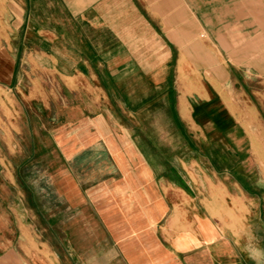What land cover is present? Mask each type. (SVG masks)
<instances>
[{"label": "crops", "instance_id": "1", "mask_svg": "<svg viewBox=\"0 0 264 264\" xmlns=\"http://www.w3.org/2000/svg\"><path fill=\"white\" fill-rule=\"evenodd\" d=\"M234 69L240 121L186 92ZM160 100L171 127L135 122ZM249 111L264 132V0H0V264H255L264 194L232 165L207 185L186 170L217 164V133L243 163Z\"/></svg>", "mask_w": 264, "mask_h": 264}, {"label": "rangeland", "instance_id": "2", "mask_svg": "<svg viewBox=\"0 0 264 264\" xmlns=\"http://www.w3.org/2000/svg\"><path fill=\"white\" fill-rule=\"evenodd\" d=\"M202 54H204V53H202ZM218 55H219L220 61L225 63V53L224 52H218ZM218 74L223 77L225 74L224 69L223 68L219 69ZM191 75H193V74H191ZM233 75H234V78H233L234 82L232 84H229L226 87H224L222 85L221 86L214 85L215 88H213V86L211 84H209L207 78L205 77V74L202 73L201 75H198L199 80L201 81V83L198 82L200 85L194 84L193 86H190V88H188L186 92H188V93L197 92L199 94H203L204 93V88L202 87V84H203L210 91V93H212V94H214V96L218 97V99H219L218 104L223 103L221 100V99H223L225 101V103L229 106L231 111L233 113H236V118L240 121L243 118L241 116V113L243 111L242 106L244 105V102L247 100V96H246V94H244V91H243L242 86L240 84V82H241L240 70L234 69ZM43 77L47 79V76L44 75ZM189 79H190L189 81H191V78H189ZM236 79L238 80V82H236L237 81ZM186 86H187V84H186ZM199 87H201V88H199ZM251 100L252 101L249 102V105H250V107H253V105L251 103L252 102L255 103L256 101H255V99H251ZM193 101L195 102L196 100H193ZM133 103L137 104V108L139 107V101L138 100L133 101ZM169 103H170L169 100H163V101L160 100L157 102L156 106H153V108L150 109L146 113H145L144 106H143L142 111H140V115L137 116V120L135 122H137V123H144V122L146 123L147 122L148 124L154 125L157 129H166L167 127H171V125L174 122H173V116L171 115ZM195 103H197V102H195ZM218 104L216 105L217 108L220 107ZM217 110L219 111L220 108ZM218 113H219L218 116H220L219 118L221 119V122H220L221 126L226 124L224 127L228 128L229 125L231 124L229 122V118L225 117L224 114H222L223 112H221V113L217 112V114ZM255 113H256L255 111H254V113H251V111H249L248 116L244 117L245 125L247 126V128H249L250 142H249V147L247 149L248 156L243 163L235 162V160H236V156H235L236 150L235 149H233L231 152V154L233 155L232 162H235V163H233V164L227 163L228 160H230V158L228 157L229 154L226 157V158H228L227 161H226L224 154H226L230 151V149H229L230 146L228 145L227 140L220 133H217V135L216 134L214 135L216 137V139L219 142L224 143L225 146L227 145V147L222 146L221 152L218 149H217V152H216V150H213V149L210 151L211 155L217 158V161H218L217 164H215V166L213 165L217 169H215L213 166H210L207 160L202 159V162L199 165H197V164L193 165L190 163V165L186 166V170L189 171L190 175L193 177L194 173H197V174L200 173L201 180L203 182H205V184L207 185V182L210 183L209 176L212 177L213 180H215V181L220 180V179L225 180V177H228V174L224 175L223 172H226L225 168H227V167L229 168V166L232 165L233 171L235 173L243 175V178L248 183L249 190L252 193L254 192V194H255L258 192L259 194H264V147H263V145H264V132L262 130H259V131L257 130L258 117H257V114H255ZM129 117L131 119H133L132 116H129ZM119 118H124V117H119ZM142 120H144V121H142ZM250 127H252L253 130H250ZM0 133H1V131H0ZM159 133H160V131H159ZM168 133H169V135H168ZM194 133H196V132H194ZM163 134L165 135L166 139H168L169 141H171V139L175 138L174 137L175 135H172L171 131L170 132H164ZM184 152L186 155L189 152V149H187V147H186ZM245 152H246V148L244 149V153ZM224 161H226V163ZM28 170L24 169V173H26V175L30 174V176H35L36 175L35 173L41 171L42 169L39 165L34 164V165L30 166L28 168ZM217 171L220 172L221 175L217 174L215 176ZM32 181L35 182L34 185H36L35 187L40 192L41 195L43 194L41 191L43 188H44V190L47 191V187H46L47 184H45L44 180H41V179H39V177H36L34 180L32 179ZM227 182H230V180H227ZM219 194L222 196V198H224L223 192L221 193L219 191ZM63 202L64 201L62 199H60L58 196L55 198H53V196H51L50 200L45 199V198H41V200H40V204L42 206H48V204H50V206L56 205L58 210L62 207ZM54 246L58 251L63 250L62 246L59 244H56Z\"/></svg>", "mask_w": 264, "mask_h": 264}, {"label": "clouds", "instance_id": "3", "mask_svg": "<svg viewBox=\"0 0 264 264\" xmlns=\"http://www.w3.org/2000/svg\"><path fill=\"white\" fill-rule=\"evenodd\" d=\"M249 258L255 261V264H264V251L259 249L249 252Z\"/></svg>", "mask_w": 264, "mask_h": 264}]
</instances>
